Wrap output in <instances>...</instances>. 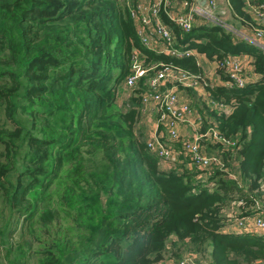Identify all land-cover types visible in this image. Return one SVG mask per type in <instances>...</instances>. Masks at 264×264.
<instances>
[{
    "label": "trees",
    "instance_id": "obj_1",
    "mask_svg": "<svg viewBox=\"0 0 264 264\" xmlns=\"http://www.w3.org/2000/svg\"><path fill=\"white\" fill-rule=\"evenodd\" d=\"M123 1L0 0V116L11 126L0 125V199L10 218L24 217L30 239L13 247L0 224L5 264H164L172 242L188 244L207 264H264V238L225 232L232 203L242 202L235 210L247 217L264 196V51L214 23L183 34L163 16L178 47L217 64L248 56L258 77L241 89L203 82L213 107L200 99L199 134L216 133L212 150L224 167L199 184L201 171L187 169L186 160L160 165L136 131L151 73L121 106L117 89L135 51L147 65L205 74L192 56L142 46ZM229 3L251 29L243 0ZM216 73L231 81L220 67ZM156 137L170 146L162 125ZM236 166L240 183L231 177ZM177 255L171 253L173 264L186 260Z\"/></svg>",
    "mask_w": 264,
    "mask_h": 264
},
{
    "label": "built area",
    "instance_id": "obj_2",
    "mask_svg": "<svg viewBox=\"0 0 264 264\" xmlns=\"http://www.w3.org/2000/svg\"><path fill=\"white\" fill-rule=\"evenodd\" d=\"M217 1L146 0L145 4L137 1L129 11L142 46L172 58L182 59L192 56L197 60L199 54L187 49L188 45L178 47L180 43L170 31L169 26L164 23L163 16H166L183 34H190L194 28L204 25L202 21H206V23L210 21V23L227 28L226 17L231 13L229 0H221L219 1L220 4ZM247 6L250 7V13L257 20H261L263 29L257 30V26H254L251 29L244 27L245 30H235L230 27L231 30L229 31L236 37L244 39L264 50V5L251 6L247 4ZM247 29L252 31V33ZM139 55L137 51L132 55L133 65L130 70L131 73L124 80L122 87L124 90H132L141 77L151 73V75L147 76L145 91L139 96V116L148 107H152L157 114V128L160 125L165 127L168 138L182 148V151L177 153L173 147L166 146L158 141L156 136H150L145 138L148 150L159 159L160 165L167 168H171L174 165L173 163L179 164L186 160L191 169L195 168L201 171V174L196 177L197 182L199 184L205 183L215 169L223 170L224 165L221 155L216 153V151L212 150V153L205 152L200 145V139L209 136L213 138V144L219 142L217 141L216 133L208 135L196 134L193 137L191 136V139L182 138L184 136L179 134L178 128L187 121V117L192 116L194 118L195 127L199 126L201 120L198 115L191 112V107L188 103L180 101L178 91L179 89L194 91L203 89V82L206 81V77L205 79L198 78L199 76L172 65L158 64L145 69L137 62ZM244 58L247 57L227 56L224 63H215L216 67H220L229 76L231 81L227 83V87L235 85L241 89L252 82L251 75L244 72V67H250L251 63L248 61L247 65L243 66L242 61ZM202 101L207 107H213L207 93L202 96ZM219 107L222 112H229L226 107ZM228 145L226 143L222 144L224 148H227ZM180 157H182V160ZM231 177L237 182H241L234 171ZM263 190L264 186L262 185L261 191ZM243 205L242 202L231 204L233 207ZM257 206L259 211L247 217L238 218L241 214L237 209L236 212L229 211L234 234L237 232V235H258L259 232H264V196L258 199ZM180 264L195 263L191 259H186Z\"/></svg>",
    "mask_w": 264,
    "mask_h": 264
},
{
    "label": "rangeland",
    "instance_id": "obj_3",
    "mask_svg": "<svg viewBox=\"0 0 264 264\" xmlns=\"http://www.w3.org/2000/svg\"><path fill=\"white\" fill-rule=\"evenodd\" d=\"M124 1H125L124 6L127 7L128 9H131V7H132L131 2L129 0L128 1L127 0H124ZM124 1H123V3H124ZM219 1H221V0H219ZM219 1H217V2L220 4ZM136 2H137V0H135V3ZM243 2H244V4H246V5L247 4H250L251 6L264 5V4H257V5L252 4V2H258V0H243ZM246 8H247V11H248L246 14H248L251 17V20H252L254 26H257V30L263 29V27H262L263 26V23L261 22V20L260 21L257 20V18L250 13V9H249L250 7L246 6ZM207 23H210V21L207 22ZM226 24H227V28H229V29H227V28H225V29L228 30V31L231 30V28H230L231 27L230 26L231 22L230 21H228V22L226 21ZM254 26L252 25V27H254ZM235 30H238V29H235ZM248 31L250 33H252V31H250V30H248ZM248 61H249V59L244 58L243 61H242L243 66L247 65ZM131 62L133 64V58H132V61ZM137 62H139V64L143 68H145V69H147L150 66L155 65V64H148L147 65L146 63H144L142 61V59L140 57H138ZM130 70L131 69H129V71ZM216 70H217V67H216ZM250 70H252L251 66L250 67L249 66L244 67L245 74H251L250 73L251 72ZM209 73H210V71L205 72V77L206 78H207V76L209 77ZM137 84L138 83H136L135 87L132 90H124L123 87H121L120 90L117 89V93H118V95H117L118 96L117 104L118 105L121 106L124 103H128V100L131 98L129 96H131L133 94L135 96V92L139 89L138 88L139 84L138 85ZM211 84L213 86H216V81L215 80L212 81ZM203 89H204V87H203ZM180 90L181 89H179V91ZM194 93H196V96H194L193 94H191V102H192V106H193V107H191V112L192 113H195L196 115H198L200 117L203 114V109H202L203 108V104H202V102L200 100L202 98V95H201L202 91L194 92ZM192 96H193V98H192ZM3 120H4V125H7L9 128H11L10 123L5 120V118H4L3 114H2V117L0 116V125L3 123ZM140 127L136 131H137L138 134H140L142 136V134L144 135V133H143L144 130H142ZM200 129H202V127H200V124H199V126H197V127H195V128L192 129L191 136L193 137L196 134L200 135L199 134V130ZM182 138L187 139L186 137H182ZM166 141H170V146L173 147V149H174L175 152L178 153V152H181L182 151V148H180V145L179 144L174 143L169 138H166ZM212 142H213V138L212 137H209V136H206V137H203V138L200 139V145L202 147L206 148L204 150L207 153H212L211 152L212 151V147L214 146V144ZM207 148H210L211 151H208ZM99 159H100V157L97 158V161H99ZM179 164H181V163H179ZM55 181L52 183L53 185H51V187L48 190V192H51L52 193V202H53V200H56V198H57L56 195H55V190H56V186H57ZM233 208L234 209H233L232 212H236V210H235L236 207L234 206ZM229 211H231V210H229ZM23 218L24 217H20L18 223H17V217L10 218L9 217V210L7 209V205L5 204V202L2 199H0V224L2 225L4 222L6 223L7 228H6L5 233L11 234V236L9 238V244L11 246H13V247H15L16 244H21V245L25 246L26 244L30 243V239L28 237V234H27V232L24 231L27 222ZM62 224L63 225H66V222L63 220L62 221ZM232 230L234 231L233 228H232ZM259 234H263L264 235V232H259ZM256 236H258V235H256ZM262 238H264V236ZM172 245L173 246H169L166 249L167 253H166V255H164V257H165L164 260L166 262L164 264H173V259L171 258V253L174 252V254H176V255L178 254L179 255L180 253H178V247L179 248H183L181 254L186 259H191L195 264H207L208 263V260L209 259H208L207 256H205L203 254H201V255H195L194 254L195 252L192 251L191 247L188 244L187 245H184V244L179 245V244H177L175 242H172ZM5 258H6V254L4 252V247L3 246H0V264H5V261H4ZM167 259H168V261H167ZM28 263L29 264H34V260L31 259L30 262H28Z\"/></svg>",
    "mask_w": 264,
    "mask_h": 264
},
{
    "label": "crops",
    "instance_id": "obj_4",
    "mask_svg": "<svg viewBox=\"0 0 264 264\" xmlns=\"http://www.w3.org/2000/svg\"><path fill=\"white\" fill-rule=\"evenodd\" d=\"M140 1L142 4L146 3V0H138ZM226 21H230L231 24L230 26L233 27L234 29H238V30H245L243 23L238 21L236 18L233 17L232 12L228 15V17L226 18ZM202 24H207L206 21H202ZM249 62H252V59L250 57H248ZM197 64L201 67L202 71L207 72L210 71L209 73V77L207 76V80L211 83L212 81H216V86L217 87H227V81L222 80L218 74L216 73V65L213 61H209L205 56L203 55H198L197 56ZM251 72V77H252V82L257 81L258 77L253 73L252 70H250ZM202 91L201 95H205L206 92L204 89H198L197 91L194 90H180L178 91L179 93V99L181 102H186L190 105V107L192 106V102H191V94H193L194 96H196V93L194 92H199ZM193 98V96H192ZM202 100V98H201ZM156 118H157V114L155 112V110L152 107H148L145 112L139 116V127L144 130V137L148 138L150 136H157V125H156ZM195 120L192 116L187 117V121L185 123H183L182 125L179 126L178 128V132L181 136H184L186 138H191V134H192V129L196 126L195 125ZM203 149H206L203 147ZM208 151H211L210 148H207ZM187 169L192 170L189 165L186 163L185 164ZM234 172L236 174V176L240 179L241 181V177H240V173H239V169L237 168V166L234 169ZM225 232L227 233H233L234 231L232 230V227H228L225 229ZM237 234V232L235 233ZM257 235V234H256ZM258 236L263 237V234H258Z\"/></svg>",
    "mask_w": 264,
    "mask_h": 264
},
{
    "label": "clouds",
    "instance_id": "obj_5",
    "mask_svg": "<svg viewBox=\"0 0 264 264\" xmlns=\"http://www.w3.org/2000/svg\"><path fill=\"white\" fill-rule=\"evenodd\" d=\"M262 50V49H261ZM264 51V50H263ZM248 58V56H246ZM251 66V65H250ZM250 83H253V82H250ZM248 85V84H247Z\"/></svg>",
    "mask_w": 264,
    "mask_h": 264
}]
</instances>
